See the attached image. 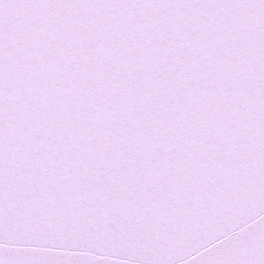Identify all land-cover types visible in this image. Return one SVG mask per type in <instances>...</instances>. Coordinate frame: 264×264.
<instances>
[{
    "label": "snow or ice",
    "instance_id": "1",
    "mask_svg": "<svg viewBox=\"0 0 264 264\" xmlns=\"http://www.w3.org/2000/svg\"><path fill=\"white\" fill-rule=\"evenodd\" d=\"M0 264H264V0H0Z\"/></svg>",
    "mask_w": 264,
    "mask_h": 264
}]
</instances>
